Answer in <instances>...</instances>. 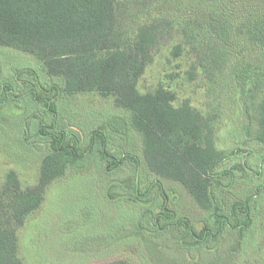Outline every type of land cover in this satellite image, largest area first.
<instances>
[{
  "label": "trees",
  "instance_id": "obj_1",
  "mask_svg": "<svg viewBox=\"0 0 264 264\" xmlns=\"http://www.w3.org/2000/svg\"><path fill=\"white\" fill-rule=\"evenodd\" d=\"M156 2L151 11L145 0H0V47L42 63L44 74L59 86H55L57 95L40 99L36 90L29 93L34 102L45 101L51 113L56 114L53 100L60 95L98 93L113 98L115 107L126 115L125 125L112 127V135L123 132V127L139 133L143 155L116 158L106 147L100 161L106 164L107 172L131 163L132 174H149L146 194L141 195L142 175L140 188L130 187L127 198L139 210V229L133 236L143 237L146 224L151 223L152 236L170 232L176 236L177 249L193 250L191 260L198 256L200 262L188 264H202L203 255L196 253L212 254L214 260L208 264H220L223 239H237L235 243L244 252L247 242L259 236L255 247H264V0H188L198 10L187 17L169 15L184 4L183 0ZM166 32L174 41L171 56L189 57L192 80L200 79L214 98L229 90L236 95L235 104L245 120L239 126L243 140L231 155L246 152L248 158L263 162V169L256 173L246 159L244 171L253 172L246 177L259 183L245 197L219 193L220 183L214 180L230 174L222 170L229 154L218 145L219 111L211 108L204 114L189 101L176 106L177 94L162 84L145 94L138 89L140 79L162 49ZM16 118L3 117V121ZM22 136L26 140L24 132ZM39 136V146L46 148L37 184L24 187L14 170L7 172L0 184V264H24L18 232L42 207L49 187L93 153L96 143L105 146L110 141V135L94 131L88 150L83 152L79 149L81 138L57 129L55 124L41 126ZM251 148L257 152H249ZM162 180L183 186L199 209L196 218L177 217ZM154 189L163 196L158 212L146 198ZM108 264L133 262L123 258Z\"/></svg>",
  "mask_w": 264,
  "mask_h": 264
},
{
  "label": "rangeland",
  "instance_id": "obj_2",
  "mask_svg": "<svg viewBox=\"0 0 264 264\" xmlns=\"http://www.w3.org/2000/svg\"><path fill=\"white\" fill-rule=\"evenodd\" d=\"M145 2L147 6L150 5L151 11L155 9V0ZM183 2L178 10H171L169 13L171 17H187L198 10L194 5L190 6L188 0ZM172 3L171 7L174 8L176 4L174 1ZM165 34L161 40L162 49L155 62L140 79L139 91L143 94L152 92L162 84L177 94L176 106L189 101L194 109L204 114L211 108L217 109L221 122L217 133L218 145L229 154L222 170L230 174L214 178L220 183L219 190H216L231 196L249 195L250 189L259 182L249 180V176L246 177L250 172L247 169V172L244 171V163L247 159V165L257 173L264 159L253 156L248 158L244 154L246 152L237 153L238 157L231 155L238 151L236 145L243 140L239 126H242L245 120L235 104L236 95L232 90L221 94L218 92L216 94L219 95L215 98L209 95L207 86L200 79L192 80L190 77L189 57L175 59L171 56L174 41L171 35L167 32ZM25 72H31L33 75H26ZM44 73L42 63L37 59L0 47V102L4 104L7 100L4 106L0 104V184L10 170L17 172L24 187L37 184L42 153L46 148V145L39 146L41 126L55 124L57 129H65L75 137L79 136L81 138L79 149L83 152L88 150L94 131H101L106 137L110 135V141L105 146L101 142L96 143L93 153L70 168L63 178L49 187L42 207L27 219L26 224L18 232L19 255L24 264H108L123 258L132 261L133 264L191 262L193 250L189 252L177 249V243L174 242L176 236L170 232V235L167 233L160 237L152 236L151 223L146 224L149 235L146 236L147 232L143 231V237L133 236L139 229L137 219L139 210L130 204L127 198L131 195L130 187L137 185L140 188L142 175L141 195L146 194L144 188L149 174L148 176L141 172L132 174L131 163L122 169L107 172L106 164L100 161V154L106 147L116 158L126 154L142 158L143 144L139 133L123 127V132L112 135V127L118 129L125 125L123 117L126 113L115 107L113 98H104L98 93L60 95L53 100L54 102L52 101L56 114L51 113L45 101L34 102L33 95L29 93L36 90L40 99L47 96L53 98L57 95L55 86L58 85L52 84L51 79ZM11 95L15 99L11 98ZM16 97L21 100H16ZM21 113L22 115L26 113L28 117L26 115L23 118L18 117ZM31 113H35L36 116L33 118ZM3 117L17 118L3 121ZM24 118L26 123L22 121ZM23 132L26 134V140L22 136ZM250 150L257 152L254 148L249 149V152ZM235 175L237 178L233 180L232 176ZM263 181L264 174L261 179V182ZM162 182L166 187V194L171 198L170 207L176 209L178 218L194 219L199 215L197 205L192 202V198L180 183L165 180ZM110 195L114 199H108ZM146 198L150 204L156 205L155 212H158L160 210L158 205L163 199V196L158 195V190L154 189ZM149 216L150 221L154 220L152 215ZM259 225L260 223L258 227ZM197 227L201 229V224ZM235 240L237 239L229 241L223 239L225 245L222 244L223 256L220 264H264L263 245L255 247L256 242L260 240L259 236L247 242L244 252L239 250ZM182 243V247L186 248L184 242ZM196 254L199 257L203 255L202 264L212 263L214 260L212 254L208 256ZM197 257L192 262H200Z\"/></svg>",
  "mask_w": 264,
  "mask_h": 264
}]
</instances>
